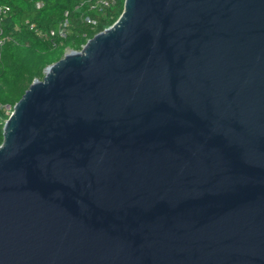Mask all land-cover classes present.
Masks as SVG:
<instances>
[{
  "label": "water",
  "instance_id": "95a60500",
  "mask_svg": "<svg viewBox=\"0 0 264 264\" xmlns=\"http://www.w3.org/2000/svg\"><path fill=\"white\" fill-rule=\"evenodd\" d=\"M3 136L0 264H264V0H125Z\"/></svg>",
  "mask_w": 264,
  "mask_h": 264
},
{
  "label": "trees",
  "instance_id": "16d2710c",
  "mask_svg": "<svg viewBox=\"0 0 264 264\" xmlns=\"http://www.w3.org/2000/svg\"><path fill=\"white\" fill-rule=\"evenodd\" d=\"M124 2L112 0L109 8L94 11L93 0H0V9L7 10L0 20L6 39L0 50V146L4 124L32 82L42 80L45 69L67 52L80 51L111 27ZM61 24H66L67 37L50 36Z\"/></svg>",
  "mask_w": 264,
  "mask_h": 264
},
{
  "label": "built area",
  "instance_id": "2783aa9c",
  "mask_svg": "<svg viewBox=\"0 0 264 264\" xmlns=\"http://www.w3.org/2000/svg\"><path fill=\"white\" fill-rule=\"evenodd\" d=\"M90 1V0H86ZM112 0H93L90 7L94 11H102L103 9L109 8ZM90 3V2H89ZM7 10L0 9V20L3 15H5ZM50 36H58L60 38L67 37L66 24H61L57 29L50 32ZM6 39L2 36V31L0 30V50L4 47Z\"/></svg>",
  "mask_w": 264,
  "mask_h": 264
}]
</instances>
